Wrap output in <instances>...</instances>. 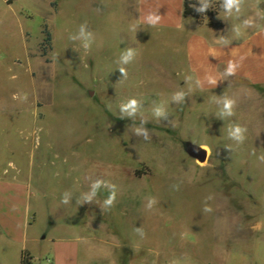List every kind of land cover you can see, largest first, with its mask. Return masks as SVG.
<instances>
[{
	"label": "rangeland",
	"instance_id": "rangeland-1",
	"mask_svg": "<svg viewBox=\"0 0 264 264\" xmlns=\"http://www.w3.org/2000/svg\"><path fill=\"white\" fill-rule=\"evenodd\" d=\"M263 4L246 0L228 28L264 23ZM119 11L112 0H0V174L13 160L30 183L31 263L53 264L54 241L82 238L78 264H264V90L258 103L182 86L168 38L130 31ZM85 22L89 49L70 39ZM127 48L137 55L121 65ZM180 90L182 103L172 100ZM221 95L236 99L234 116L219 118ZM129 98L142 101L148 140L134 131L140 115L120 119ZM234 124L247 128L242 144L229 138ZM187 142L207 160L190 157ZM97 179L115 186L109 209L103 187L82 202Z\"/></svg>",
	"mask_w": 264,
	"mask_h": 264
},
{
	"label": "crops",
	"instance_id": "crops-1",
	"mask_svg": "<svg viewBox=\"0 0 264 264\" xmlns=\"http://www.w3.org/2000/svg\"><path fill=\"white\" fill-rule=\"evenodd\" d=\"M112 1L124 18L139 23V29L159 33L162 39L168 38V47L175 52L172 60L176 63V77L182 80V86L191 82L195 93L224 92L239 95L240 100L258 102L259 90H264V23L236 37L228 28L222 8L208 16V21L199 22L195 17L184 15V0ZM210 2L217 4L222 0ZM157 10L162 17L157 26L143 22L148 12ZM209 22L221 23L222 27L210 26ZM221 37L231 43L223 46L218 42ZM229 61L237 64V70L235 75L225 78L223 72ZM207 75L216 77L218 83L208 84ZM188 76L192 77L191 81L186 80ZM196 79L202 81L201 87L195 85ZM255 104L262 110L260 104ZM21 174L13 160L0 174V264H8L9 256L15 257V264H21L22 252H30L27 246L32 224L29 201L33 193L29 181L21 178ZM79 242L88 245L82 238L71 242L54 241L53 264H78Z\"/></svg>",
	"mask_w": 264,
	"mask_h": 264
},
{
	"label": "clouds",
	"instance_id": "clouds-1",
	"mask_svg": "<svg viewBox=\"0 0 264 264\" xmlns=\"http://www.w3.org/2000/svg\"><path fill=\"white\" fill-rule=\"evenodd\" d=\"M246 0H222L221 2V8L224 10V13L227 16H235L237 19L240 18V15L243 11L244 5ZM199 7H196V5H190V7H193L196 12L198 13H205L209 8H211V2L210 0H198ZM161 15L158 14L157 11H150L147 13V15L144 16L143 22L147 23L149 26L155 27L157 26L161 21ZM260 19H264V16H261ZM254 18L248 17L244 18L241 22V24H237L233 26L232 31L234 32L236 37H240L242 33V29H247L249 27L254 26ZM139 28V23H132L129 26V30L132 32H136ZM70 39L76 40L79 39L82 42V46L85 49H89L94 41V34L88 29L87 22L82 23L79 26L78 32L75 35H71ZM223 46H227L231 43L230 40H228L225 37H221L218 41ZM137 53L136 50L133 48H127L125 49L120 57H119V63L121 65H127L130 64L136 57ZM237 70V64L229 61L228 66L223 72V76L225 78L235 75ZM119 72L122 74V76H126V70L124 67L119 68ZM187 81H191L192 77L188 76L186 77ZM205 80L208 84L215 86L218 83V80L216 77L212 75H207L205 77ZM195 85L197 87L202 86V81L200 79H196ZM191 91V89H189ZM187 93L183 90L177 91L172 95V100L182 103L186 97ZM26 98V97H25ZM215 100V103L219 106V112L218 116L221 119L232 117L235 115V107H236V99L229 97L227 95H221L219 98H213ZM110 107V106H109ZM143 104L141 100H138L136 98H129L125 102H122L119 105V111H120V119H124L125 117L134 118L137 117V115L141 116L140 125L135 127L134 131L137 136H142L145 140L150 139L149 136V130L145 127V125L148 123V120L144 118V113L142 111ZM152 115L157 119L160 120L161 118L167 119L168 113L166 111V107L163 104H157L156 102H153V107L151 109ZM247 128L241 126L240 124H234L231 125L228 128V135L229 138L236 141L237 143L242 144L244 140L246 139ZM259 159L264 162V156H260ZM106 188L109 191V195L103 200L102 210L111 208L116 200V191L114 190L115 186L112 185L111 188H109V183L97 179L93 181L90 185V190L87 194L83 195L82 202H88L92 203L98 196L99 191L101 188ZM154 201H151L149 203V207H151V203ZM62 203L68 204L69 200L67 196L64 194L62 197ZM205 212H211L212 209L208 206L204 208ZM136 232L140 235H143V231L141 228H137Z\"/></svg>",
	"mask_w": 264,
	"mask_h": 264
},
{
	"label": "trees",
	"instance_id": "trees-1",
	"mask_svg": "<svg viewBox=\"0 0 264 264\" xmlns=\"http://www.w3.org/2000/svg\"><path fill=\"white\" fill-rule=\"evenodd\" d=\"M196 5V7H199V3L198 0H184V15L185 16H192L195 17L199 22H202L203 17H201V13H198L195 11V9L193 7H190V5ZM217 5H219L221 7V2L217 3ZM221 9V8H220ZM206 16H211L213 15L212 12H208L206 11L204 13ZM210 26L216 27V28H220L222 27L221 23H212L209 22ZM32 256L28 251H23L22 252V259H21V264H32Z\"/></svg>",
	"mask_w": 264,
	"mask_h": 264
},
{
	"label": "water",
	"instance_id": "water-1",
	"mask_svg": "<svg viewBox=\"0 0 264 264\" xmlns=\"http://www.w3.org/2000/svg\"><path fill=\"white\" fill-rule=\"evenodd\" d=\"M185 151L190 157L200 162H205L208 158V153L206 149L191 142H187L185 144Z\"/></svg>",
	"mask_w": 264,
	"mask_h": 264
}]
</instances>
